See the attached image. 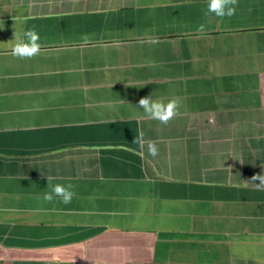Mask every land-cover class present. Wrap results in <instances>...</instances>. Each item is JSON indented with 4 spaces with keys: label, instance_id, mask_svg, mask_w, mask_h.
I'll return each instance as SVG.
<instances>
[{
    "label": "crops",
    "instance_id": "1",
    "mask_svg": "<svg viewBox=\"0 0 264 264\" xmlns=\"http://www.w3.org/2000/svg\"><path fill=\"white\" fill-rule=\"evenodd\" d=\"M0 264H264V0H0Z\"/></svg>",
    "mask_w": 264,
    "mask_h": 264
}]
</instances>
